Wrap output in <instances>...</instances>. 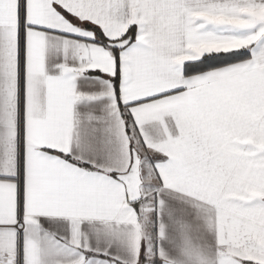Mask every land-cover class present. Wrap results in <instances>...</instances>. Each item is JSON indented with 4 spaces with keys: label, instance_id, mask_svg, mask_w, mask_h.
Returning <instances> with one entry per match:
<instances>
[{
    "label": "snow or ice",
    "instance_id": "obj_1",
    "mask_svg": "<svg viewBox=\"0 0 264 264\" xmlns=\"http://www.w3.org/2000/svg\"><path fill=\"white\" fill-rule=\"evenodd\" d=\"M0 264H264V0H0Z\"/></svg>",
    "mask_w": 264,
    "mask_h": 264
}]
</instances>
